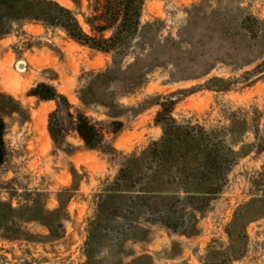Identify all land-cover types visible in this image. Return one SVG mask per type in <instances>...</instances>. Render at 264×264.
<instances>
[{
    "label": "rangeland",
    "instance_id": "obj_1",
    "mask_svg": "<svg viewBox=\"0 0 264 264\" xmlns=\"http://www.w3.org/2000/svg\"><path fill=\"white\" fill-rule=\"evenodd\" d=\"M54 1L72 10L84 31L90 33L84 18L90 15L88 0H83L82 10L71 0ZM193 5L200 16L241 9L243 18L250 17L245 31L247 44L252 45L248 54L225 57L227 64L218 63L208 77L198 81L169 83L173 70L170 66L157 70L133 94L123 95V86L117 84L119 102L125 107H138L156 95L197 88L194 94L180 97L174 111L177 119L222 128L230 124L229 119L246 118V142L254 143L256 137L264 142V72L250 77L258 79L252 87L239 85L223 93L201 88L214 76L240 77L264 62V0H146L141 32L157 22L151 28L153 35L176 37L187 24ZM256 28L263 30V37L254 43L255 39L249 37ZM132 61L131 56L126 57L123 67ZM243 62L248 65L236 71ZM111 63L110 54L81 46L61 29L43 23H13L11 34L0 40V92L13 96L22 107L20 114L4 116L8 157L0 169V201L17 209L36 203L53 212L60 208V194L71 189V198L61 210L63 237L52 238L49 229L39 222L22 223L23 234L18 240H7L0 232V264H86L89 229L97 215L99 194L117 176L123 156L139 152L161 138L162 129L155 123L159 108L151 103L144 104L138 115L126 112L118 119L123 123L121 128L111 126L113 120L104 108H85L81 104L78 93L87 73L104 70ZM38 83L50 84L65 95L74 106V114L79 109L98 122L109 133L117 154L88 149L74 127L64 143L56 145L48 131L55 102L28 96ZM112 128L119 129V133L111 134ZM195 224L190 236L161 226H148L145 240L134 241L136 236L128 234L120 241L124 236L118 238L113 233L95 248L94 264H129L141 255L151 256L152 264H215L228 261L225 253L231 247L242 251L227 264H264V152L252 153L237 164L223 194L197 214Z\"/></svg>",
    "mask_w": 264,
    "mask_h": 264
},
{
    "label": "trees",
    "instance_id": "obj_2",
    "mask_svg": "<svg viewBox=\"0 0 264 264\" xmlns=\"http://www.w3.org/2000/svg\"><path fill=\"white\" fill-rule=\"evenodd\" d=\"M71 1L82 10L83 0ZM145 1L88 0L90 15H84L90 28L87 33L77 15L54 0H0V40L11 34L13 23L37 22L61 29L69 39L92 51L111 55V65L104 70L89 71L78 93L85 108H104L107 117L113 120L111 126L121 128L123 123L118 119L126 112L138 115L146 103L159 108L155 123L162 129L161 138L139 152L123 156L117 176L98 196L97 215L89 229L86 264H94L95 248L113 233L118 238L124 236L120 241L128 234L136 236L134 241L145 240L148 226H161L174 233L192 235L197 214L223 194L237 164L252 153L264 152L261 139L256 137L254 143L246 142L249 132L246 118L229 119L230 124L222 128H207L198 122L177 119L174 111L180 97L194 94L197 88L156 95L138 107H125L119 102L117 84L123 86V95L133 94L157 70L170 66L173 70L169 83L198 81L208 77L218 63L227 64L225 57L241 58L252 46L247 44L245 32L252 19L243 18L241 9L200 16L199 9L193 5L188 11L187 24L176 37L153 35L151 28L157 22L149 24L146 28L149 30L143 34L141 16ZM251 35L249 40L255 39L257 43L263 37V30L256 28ZM130 56L133 61L123 67V61ZM246 65L239 64L236 71ZM263 69L264 62L240 77L214 76L201 88L223 93L239 85L252 87L258 79L250 77L263 73ZM28 96L41 102H55L56 109L49 114L48 131L56 145L63 144L74 127L88 149L117 154L108 139L109 133L85 112L76 109L74 114V106L54 86L38 83ZM21 112L22 107L13 96L0 92V169L8 157L4 116ZM109 132L117 134L119 129L112 128ZM70 198L71 189H65L58 199L60 208L53 212L36 203L17 209L0 201V232L7 240H18L23 234L22 223L39 222L49 229L52 238H61L65 232L61 210ZM241 251L242 248L231 247L225 253L228 261L215 264L232 262ZM152 263L151 256L141 255L129 264Z\"/></svg>",
    "mask_w": 264,
    "mask_h": 264
}]
</instances>
